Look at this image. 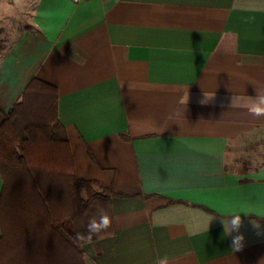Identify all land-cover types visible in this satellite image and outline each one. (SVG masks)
I'll list each match as a JSON object with an SVG mask.
<instances>
[{
	"label": "crops",
	"instance_id": "1",
	"mask_svg": "<svg viewBox=\"0 0 264 264\" xmlns=\"http://www.w3.org/2000/svg\"><path fill=\"white\" fill-rule=\"evenodd\" d=\"M33 78L122 194L82 264H264V0H0V124Z\"/></svg>",
	"mask_w": 264,
	"mask_h": 264
},
{
	"label": "trees",
	"instance_id": "2",
	"mask_svg": "<svg viewBox=\"0 0 264 264\" xmlns=\"http://www.w3.org/2000/svg\"><path fill=\"white\" fill-rule=\"evenodd\" d=\"M57 102V88L33 78L0 124V264H53L54 252L57 261L82 264L90 219L103 212L112 220L91 241L115 231L111 199L122 194L76 176Z\"/></svg>",
	"mask_w": 264,
	"mask_h": 264
},
{
	"label": "clouds",
	"instance_id": "3",
	"mask_svg": "<svg viewBox=\"0 0 264 264\" xmlns=\"http://www.w3.org/2000/svg\"><path fill=\"white\" fill-rule=\"evenodd\" d=\"M200 103L204 104L206 103V101L203 99L200 101ZM261 105H264V97H261L260 102L254 105L250 110L256 116L264 115V107H262ZM238 223H239V218L233 221L234 225L238 226ZM111 224H112L111 218L106 213L103 212L99 216V219L96 218L90 219L87 225V230H88L87 239L91 242L93 235L99 234L100 232L110 228ZM240 239H241L240 237H233V241H232L233 245H238V241ZM235 250L239 251L240 247L237 246ZM158 264H168V258L164 257L159 259Z\"/></svg>",
	"mask_w": 264,
	"mask_h": 264
},
{
	"label": "built area",
	"instance_id": "4",
	"mask_svg": "<svg viewBox=\"0 0 264 264\" xmlns=\"http://www.w3.org/2000/svg\"><path fill=\"white\" fill-rule=\"evenodd\" d=\"M74 2H78V1H81V0H73Z\"/></svg>",
	"mask_w": 264,
	"mask_h": 264
}]
</instances>
